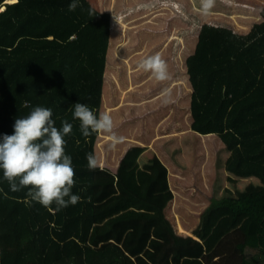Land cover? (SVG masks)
<instances>
[{
    "label": "trees",
    "instance_id": "trees-1",
    "mask_svg": "<svg viewBox=\"0 0 264 264\" xmlns=\"http://www.w3.org/2000/svg\"><path fill=\"white\" fill-rule=\"evenodd\" d=\"M8 1L0 0V11L6 7L0 13V137L12 135L15 119L37 106L52 110L58 129L63 121L70 123L64 153L71 157L75 173L71 192L80 200L59 211L55 204L45 208L27 203L29 188L11 191L0 170V264H132L115 244L103 248L89 244L97 214L98 170L89 169L86 155L96 157L99 132L84 137L80 122L73 118L76 103L100 115L111 15L98 12L86 0H78L74 11H69L73 0H17L4 5ZM260 17L248 33L202 26L186 67L192 85L191 130L204 141L220 138L231 153L230 176L264 182V10ZM116 187H121L118 181ZM109 190L101 203L104 210L129 194ZM215 203L232 212V221L246 215L256 224L255 234L234 229L200 260L192 259L197 248L172 247L174 240L165 239V245H155L163 253L160 264H170V259L172 264H264V189ZM154 224L161 229L160 223ZM178 230L192 236L180 222Z\"/></svg>",
    "mask_w": 264,
    "mask_h": 264
},
{
    "label": "rangeland",
    "instance_id": "rangeland-1",
    "mask_svg": "<svg viewBox=\"0 0 264 264\" xmlns=\"http://www.w3.org/2000/svg\"><path fill=\"white\" fill-rule=\"evenodd\" d=\"M87 1L98 12L111 15L112 40L104 83L105 99L103 95L100 114L110 110L107 113L113 119L114 134L120 138V144L116 145L111 139L107 140L110 138L108 134L99 132L95 147V153L101 152L97 158L98 171L95 177V185L98 187L95 200L98 203L89 242L96 246L97 241L101 240L102 248L117 244L122 251L124 247L131 249L137 246L130 230L126 231L122 227L125 222L123 220L129 223L131 214H135L130 206L125 207L132 198L133 202L138 204L140 232L144 233L146 230L147 234L160 229L152 221L158 219L153 217H160L161 231L165 227L164 217L170 215V212L172 215L177 214L179 222L182 214V224L187 228L191 224L187 216L191 213L197 214L193 210L203 212L193 208L201 205L191 202L202 199L204 222L202 231L199 232L205 233L206 239L210 238L206 235L212 234L209 215L213 207H217L215 201L224 197L238 198L242 193L258 192L264 189V182L257 179L248 181L231 178L227 172L231 153L225 149L219 137L204 141L192 132V85L186 60L195 52L202 26L222 27L234 29L237 33H247L253 24L260 21L258 11H263L261 5L264 0L259 5H252V0H214L213 6L207 11L203 9L202 0ZM253 7L258 11L247 10ZM156 54H159L167 65L169 79L166 81H157L151 72L138 67L140 61ZM100 136L103 139H100ZM109 147H112V158L110 152L107 153ZM100 159L102 162L99 165ZM112 159L117 160L114 172L111 169L115 160ZM131 167H134V170ZM136 168L139 169L136 171L138 175L134 173ZM102 170L111 171L110 178L100 172ZM115 173L118 180L114 177ZM135 176L136 180H131ZM117 181L124 189L132 183V193L128 191V196L119 202L121 204L104 210L105 204L101 203L109 196V189H115ZM155 183L161 184V187ZM167 187L173 188V195L168 191L165 193ZM178 188L184 189L186 193L180 194ZM194 189L202 190L203 193L196 195ZM184 198L193 200L186 206L180 203ZM223 215L221 212V224L218 228L220 239L217 241L213 236L208 242L205 239L203 243L188 238L187 244L197 248L192 259H202L231 232L230 229L222 233L223 222H226ZM230 221L232 223V219ZM113 224L116 225L112 227ZM240 225L241 230L254 234L251 227L247 226V221ZM255 225L252 224V227L256 228ZM174 229L169 227L173 235ZM121 233L125 241H119ZM159 239L151 237L149 240ZM138 240L142 249L139 252L147 256V259H144L145 264H148V259L152 264H159L160 262H153L149 256L147 245L150 242L144 243L140 238ZM170 245L183 246L177 243ZM124 255L127 256L126 253Z\"/></svg>",
    "mask_w": 264,
    "mask_h": 264
},
{
    "label": "clouds",
    "instance_id": "clouds-1",
    "mask_svg": "<svg viewBox=\"0 0 264 264\" xmlns=\"http://www.w3.org/2000/svg\"><path fill=\"white\" fill-rule=\"evenodd\" d=\"M213 3L214 0H202L203 9L207 11ZM78 6V0H73L69 11ZM89 15H92L91 11ZM138 67L151 72L157 81L169 79L167 65L159 54L143 59ZM24 106H28L27 101ZM51 117L50 108L37 106L26 117L15 119L13 134L0 137V170L11 191L29 188L26 195L30 200L25 202H36L45 208L55 204V210L59 211L69 204L75 205L80 197L71 192L75 173L71 157L64 153V137L71 133L72 125L63 121L62 128L58 129ZM73 118L80 122L84 137L103 132L114 143H119L120 138L114 134L109 113L104 112L97 117L87 105L76 103ZM86 160L89 169L97 167L98 161L93 154H87Z\"/></svg>",
    "mask_w": 264,
    "mask_h": 264
},
{
    "label": "crops",
    "instance_id": "crops-1",
    "mask_svg": "<svg viewBox=\"0 0 264 264\" xmlns=\"http://www.w3.org/2000/svg\"><path fill=\"white\" fill-rule=\"evenodd\" d=\"M87 1V0H86ZM253 1V3H252V5H259L261 2H263L262 0H252ZM18 2V1H17ZM88 2V1H87ZM88 4H89V2H88ZM9 5V4H8ZM90 5V4H89ZM263 6V7H262ZM261 7L263 8V10H264V4L263 5H261ZM6 7H4V9H5ZM247 10L248 11H250V12H253V11H255L256 10V8H247ZM256 11H258V9L256 10ZM260 14H261V10H259L258 11ZM261 22V17H260V21H258L257 23H260ZM252 23V22H251ZM254 23V22H253ZM252 23V24H253ZM247 24H248V22H247ZM256 24V23H255ZM249 27H250V25H249ZM251 29V28H250ZM250 30H247V33L249 32ZM105 83V82H104ZM104 91H105V89L103 90V95H104ZM135 104H137V103H135ZM193 132V131H192ZM190 133V132H189ZM197 134V133H196ZM199 135V134H198ZM212 135H214V134H212ZM102 136V135H101ZM101 136H100V139H103V138H101ZM201 136H203V135H201ZM217 136V135H216ZM103 137V136H102ZM220 139V138H219ZM108 141L110 140V138L109 139H107ZM113 144V143H112ZM116 145H118V144H120V143H115ZM136 144H138L139 145V143L138 142H136ZM148 147L149 146H147V149H148ZM110 151H112V147H109V149H108V151H107V153L108 152H110ZM153 152V151H152ZM100 155H101V152H100V154H99V152H96V158H99L100 157ZM110 157L112 158V152H110ZM113 161H114V167L111 169L112 170V172H114V168H115V164H117V160L116 159H112ZM102 162V159H100V161H99V165H100V163ZM125 166V165H124ZM129 167H127V169H128ZM134 167H131V169H133ZM134 170V169H133ZM137 170H139L138 168H136L135 169V172L134 173H136V175H138V172H136ZM102 171H105V170H102ZM107 172L109 173V172H111V171H109V170H107ZM230 176V175H229ZM108 177V176H107ZM116 179L118 178L117 177V173H115V176H114ZM231 178H232V176H230ZM110 178V177H109ZM136 180V176L133 178H131V180ZM155 184H157L158 185V187L160 188L161 187V184H159V183H155ZM133 184L131 183V186H128V185H126L125 187H126V189H124V188H122V187H115V194H123V192L126 190V192L128 193V191L129 192H131L132 193V189H133ZM170 192V195H173V188L171 187H167V189H166V191H165V193L166 192ZM178 191H179V193L180 194H182V192L183 193H186V191L184 190V189H181V188H178ZM194 192H195V194L196 195H201L203 192H202V190L200 191V190H195L194 189ZM158 193V192H157ZM175 197V196H174ZM191 200H193V199H191ZM191 200H188L187 198H184V200H181L180 201V203H182L183 205H186V206H188V204H189V202L191 201ZM177 201V200H176ZM191 203H193V204H195V205H201L200 207H193L192 206V204H190L193 208H195V209H197V210H203V212L202 211H194L193 210V212H197V214H195V213H191L189 216H187V219L188 220H190L191 221V224L187 227V228H185V226H183V224H182V214H181V220H180V224L188 231V232H190V234H193L194 236H189V235H184V234H181V233H179V230H178V226H179V219L177 218V214L176 215H172V213L170 212V215H165V227L161 230V231H159V232H157V230H154V232H157V233H148L147 234V232H146V230H145V232L143 233V232H140V225H139V220H138V204H136V203H134L133 202V198L132 199H130V201H129V203H128V205L127 206H125V207H128V206H130L131 207V209L132 210H134L135 211V214L134 213H132L131 214V217H130V219H129V223H128V221L127 220H123V221H125V222H123L122 223V227H124L125 228V230L127 231L128 229L130 230V234L132 235V236H134L135 237V240H136V242H137V246L135 247V248H125L124 247V253H126L127 254V257L129 256V258L132 260V262H137V263H142V264H145V262H144V259H147V256H145V255H143L142 253H140L141 252V248L139 247V240H138V238H140L142 241H144V243H149L150 242V244L149 245H147V247L149 248V254H150V257H151V259L153 260V262H160V260H161V258L163 257V253H161V252H157V248H155V245H165V241L166 240H164V239H167V240H169V241H171L172 239H174V241H175V244L177 243V244H179V245H183V246H185V245H188L187 244V241H188V238L189 239H191V240H193V241H199V242H201V243H203V241L206 239L205 237H204V235H205V233H202V232H199V231H202V228H203V226H202V224H203V222H204V209H203V200L202 199H199V200H197L196 199V201L195 202H191ZM119 204H121V203H119ZM121 207H123V206H120V208ZM115 208V207H114ZM113 208V209H114ZM214 209L210 212V215H209V222H210V230H211V235H210V233H208L207 235H206V237H208V236H210V238H208V239H206L205 241H209L210 239H211V237L213 236V238L215 237L216 238V241L218 240V239H220V235L218 234V232H219V230H218V228L220 227V224H221V212L224 214L223 215V219L226 221V222H223V224H224V226H223V230H222V233L224 232V231H229L230 229H231V231L232 230H234V229H240L241 230V225L240 224H242V222H246L247 221V226H249V227H251V229L254 231L253 233L255 234V232H256V228L255 227H252V224L251 223H249L250 221V219L246 216V215H241V216H239V217H237L234 221H232V223H231V217H232V212L229 210V209H226V208H223L222 210L223 211H221V208L219 207V206H217V207H213ZM172 210V209H171ZM142 215H145V213H142ZM150 215H146V217H149ZM153 218H155V219H158V220H152L154 223H161V219H160V217H153ZM149 219V218H148ZM147 219V220H148ZM227 219H229V221H227ZM116 224H113L112 225V227L113 226H115ZM161 225V224H160ZM200 225H201V227H200ZM170 226H172V227H174L175 229H174V231H175V234L173 235L172 234V231H171V233H170V230H169V227ZM159 227V226H158ZM200 228V229H199ZM242 232H246V231H244V230H241ZM162 232V234H160ZM202 233V234H201ZM247 233H249V232H247ZM140 234H142V236H140ZM168 234H169V236L171 237V239L168 237ZM225 234V233H224ZM249 234H251V233H249ZM254 234H251V235H254ZM107 235V234H106ZM151 237H160V239L158 240V242H155V240H153V241H150L149 239H151ZM120 239L123 241H125V239H124V236H123V234L121 233V235L119 236V241H120ZM97 245H96V248H101V245H100V243H101V240H98L97 241ZM89 244L91 245V242H89ZM115 245H117V244H115ZM92 246H94V245H92ZM119 248H120V246L119 245H117ZM95 247V246H94ZM140 251V252H139ZM141 254V255H140ZM184 257H187V256H184ZM148 264H152L151 262H150V260L148 259ZM155 264H157V263H155ZM160 264V263H159ZM170 264H172L171 263V259H170Z\"/></svg>",
    "mask_w": 264,
    "mask_h": 264
},
{
    "label": "bare ground",
    "instance_id": "bare-ground-1",
    "mask_svg": "<svg viewBox=\"0 0 264 264\" xmlns=\"http://www.w3.org/2000/svg\"><path fill=\"white\" fill-rule=\"evenodd\" d=\"M16 3H17V0H9L7 4H9V5H13V4H16ZM3 8H4V7H3ZM3 8H2L1 11L5 10V9H3Z\"/></svg>",
    "mask_w": 264,
    "mask_h": 264
},
{
    "label": "water",
    "instance_id": "water-1",
    "mask_svg": "<svg viewBox=\"0 0 264 264\" xmlns=\"http://www.w3.org/2000/svg\"><path fill=\"white\" fill-rule=\"evenodd\" d=\"M5 5H8L7 3L5 4ZM6 9V8H5ZM4 11V10H3ZM2 11H0V13H1Z\"/></svg>",
    "mask_w": 264,
    "mask_h": 264
}]
</instances>
